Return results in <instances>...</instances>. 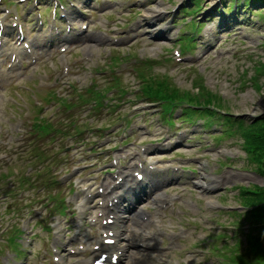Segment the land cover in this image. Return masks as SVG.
<instances>
[{
	"label": "rangeland",
	"instance_id": "1",
	"mask_svg": "<svg viewBox=\"0 0 264 264\" xmlns=\"http://www.w3.org/2000/svg\"><path fill=\"white\" fill-rule=\"evenodd\" d=\"M126 1V0H125ZM124 0H109L101 9L102 19L103 15L106 14L107 19H117L122 16L119 14L124 11L125 5ZM203 6L214 3V0H204ZM126 3V2H125ZM188 0H138L137 10L134 15L128 16V26H133L140 32L134 34L126 33L124 30L121 34H117L119 44L124 45L123 42H130V46L125 49L126 52H131L138 58V69L143 73L153 75L158 78L159 81L164 80L169 84H172L181 91H188L191 93L201 91V95L198 96V101L201 103L206 98L216 96L217 107L219 110L225 111L229 114H242L250 117H256L264 113V73L261 75L260 71H264V68L259 66V63L264 64V24L260 22V18L263 17V11L260 8H255L252 11V15L246 13L242 9H238L236 13L228 11L227 14L220 16L221 9L220 5L213 6L208 9L207 13H204L202 18L204 24L202 32L205 33L208 44L202 48H196L192 51L193 63H185L182 61L177 65H174L170 61L168 50L170 49L169 39L171 37H180L187 33V23L191 19L196 20L199 16L197 15H177V11L171 13V10L175 6H187ZM99 7V5L96 3ZM159 6V8L157 7ZM249 8V7H248ZM247 8V9H248ZM204 9V8H203ZM159 10L163 15L156 17L154 21L148 22L147 12H153ZM180 10V9H179ZM116 11L118 14L116 15ZM205 11V9L203 10ZM95 12V10H94ZM129 14L128 12H124ZM158 13V12H157ZM160 14V15H161ZM201 16V15H200ZM205 16H208L207 18ZM262 16V17H260ZM99 17L96 23L92 26V30H96V26H100L103 20ZM175 19V20H174ZM120 23H124L121 20ZM186 25V26H185ZM230 25V26H229ZM108 27V25L106 24ZM229 26V28H228ZM185 27V28H184ZM166 28V29H163ZM156 29V30H155ZM128 30V29H127ZM148 30L152 33L146 34ZM162 30V31H161ZM164 33V34H163ZM155 34H161V38H154ZM119 36H122L121 39ZM132 38V39H129ZM95 42H101L104 39L99 34L95 33ZM96 51L95 44H92L88 49L80 51L89 53ZM122 49L121 51H123ZM107 50H97L95 58L97 62H103L107 57ZM117 53V52H115ZM43 62V61H40ZM49 65V64H48ZM192 65V67H190ZM43 64L38 66L33 74H28L23 83H27L28 86H22L28 91V93L17 94L16 99L19 95L23 99L31 98V104L28 105L26 111L18 113L20 117L22 114L35 113L36 116H40L42 111L46 109V105L41 106L39 103V91L44 90V86L40 85L36 80V74L40 73ZM147 66V67H146ZM46 68H48L46 66ZM47 70V69H46ZM260 70V71H259ZM260 73V75H258ZM124 80L128 81L127 90L128 92L133 89L135 80L131 76H123ZM197 83V85H195ZM201 83V86L198 84ZM202 87V88H201ZM21 91V90H20ZM129 94V93H128ZM12 92L9 91V95L2 97L1 99V111H0V154L6 153V160H0V174L9 173L8 178L3 180L0 176V196H4L9 192L16 190L14 185H18L25 189L19 197H8L6 200L0 199V209L2 213L4 210H10L9 214L5 216V220L8 221L10 217H18L19 213L16 209L24 208L28 202H35V208L42 206L39 200L47 196L48 191L45 189H37L34 181L32 185L22 184L19 182L20 175L23 171L31 173V178L34 180L36 172L34 169L29 168L30 163H36L34 157H32L33 148L40 149V152L48 153V144H43L38 141L34 136L25 139V145L18 144L15 142L16 138V127L15 119L13 118L16 108L11 106L10 96ZM131 96L127 95V98ZM10 104V108H9ZM122 115L126 114V110L129 113L134 112L129 105H121ZM20 111H23L20 109ZM152 112V111H151ZM59 114V112H58ZM248 116L240 117L250 118ZM65 116H61L53 121L54 124L61 121ZM152 118V116H150ZM147 118L149 124H153V119ZM116 118V117H115ZM114 118V119H115ZM140 120V117L136 118ZM39 122V120H33ZM188 124V123H187ZM184 125L187 129L188 139L183 141H175L170 144L164 143L163 145L157 146L152 145L149 148L150 152L159 153L161 158H167L173 160L175 154L183 155L185 158L183 163L185 166H191L194 170L192 176L183 175L178 184H172L170 179L161 178L162 187L156 189L151 193L164 195L169 192L176 190L182 193V197L177 201V208L182 212L181 215L175 213L168 222L165 221L166 227L177 228L178 224H184L186 221L182 216L188 218L189 222L186 225L188 232L186 233V239L183 240L187 247L182 248L180 260L183 264H213L218 262V258L211 255L210 257H200L196 254L190 244L196 240H203L207 236H217L223 233V229L234 228L232 222L239 220L241 215L235 214V211L242 212L240 207L241 199L239 195V189H231V187H237L241 185L247 189H253L255 185L264 186V176L260 172V167L251 164L247 160V154L245 153L242 145V139L240 133L235 135H228L224 133L225 127L220 129L217 125L211 128L199 129L191 127L190 125ZM31 126L32 130L43 133L42 126ZM150 128H154L150 125ZM30 129V126H29ZM155 129V128H154ZM77 132V131H76ZM222 134V137L218 135ZM147 140L151 138L144 137ZM178 143V145H175ZM180 143V144H179ZM59 144V143H58ZM58 146V145H57ZM39 147V148H38ZM169 151V152H168ZM35 152V151H34ZM172 153V154H171ZM174 153V154H173ZM192 156H199L201 159L198 161L188 159ZM182 161H179L181 163ZM257 168V169H256ZM14 170L13 174L11 173ZM259 172H258V171ZM22 172V173H20ZM223 180L222 189L211 188V190L201 188L200 184H214L219 179ZM13 182L14 185L9 186V183ZM159 183V181L157 180ZM214 182V183H213ZM20 184L22 186H20ZM172 184V185H171ZM198 186V187H197ZM174 188V189H173ZM224 188V189H223ZM161 199V197H160ZM2 200V201H1ZM162 201V200H160ZM152 203L150 197L146 200L142 206L147 207ZM30 205L24 208L23 214H29L31 210ZM45 208H43V214ZM40 217V218H39ZM43 216H29L30 223L33 224L35 221L42 220ZM67 221V219H65ZM168 222V223H167ZM215 222L221 224L224 228L215 227ZM244 223V221H242ZM191 223H195L198 228L192 230L190 227ZM40 225H37V229L34 234L41 236ZM246 232L247 224L241 227ZM229 231V230H227ZM236 233H228L225 235L236 236ZM38 236H35L37 238ZM194 239V241H193ZM227 239L224 237V242H218L219 246H225L229 249L224 258H229L234 250H236L234 241L235 238ZM247 238L242 237L243 245L239 247V250L245 251V243ZM38 246L39 240H35ZM187 243V244H186ZM234 245V246H233ZM180 249V248H178ZM176 249L174 252H164L158 250L146 254L140 250L129 249L125 255L126 264H141L145 262V256L149 259L147 264H173L174 258L177 257V253L180 251ZM251 259V258H250ZM248 259V260H250ZM221 260L220 262H222Z\"/></svg>",
	"mask_w": 264,
	"mask_h": 264
},
{
	"label": "trees",
	"instance_id": "2",
	"mask_svg": "<svg viewBox=\"0 0 264 264\" xmlns=\"http://www.w3.org/2000/svg\"><path fill=\"white\" fill-rule=\"evenodd\" d=\"M256 1H258L260 4H264V0H256ZM245 2L247 3L248 0H245ZM262 68H264V64H262ZM262 73H264V71H262ZM148 92L157 99H167L171 101H176L178 98L181 97V94L176 89L167 86L162 81L153 82L152 87L149 86ZM187 97L189 102L197 101V99L194 98L192 95H188ZM210 100L211 101L214 100L217 103L216 97L206 98L205 103L208 104ZM238 132L240 133L241 138L243 139L246 150L252 155V159L257 162L262 160L263 169H264V116L258 119L257 121L253 122L252 124L241 121L238 125ZM239 195L242 206H246L250 204H259L260 202L264 201V187L257 188L255 193H248L246 191H241L239 192ZM258 211L260 216L264 217V207L260 208ZM247 219L249 221L254 222L253 228H259L258 226H256L257 224H259L258 221L259 217H256V215H252V213H249ZM256 245H254L256 247L249 245L248 253L250 254L251 259L249 261L239 259L240 262L246 264H262L264 262V256H262L260 252L262 251V245L260 244V241H258Z\"/></svg>",
	"mask_w": 264,
	"mask_h": 264
},
{
	"label": "bare ground",
	"instance_id": "3",
	"mask_svg": "<svg viewBox=\"0 0 264 264\" xmlns=\"http://www.w3.org/2000/svg\"><path fill=\"white\" fill-rule=\"evenodd\" d=\"M159 8V6H157ZM157 12H160L159 10L153 11V12H147V18H149L151 15L156 14ZM201 187L210 188L208 184H200ZM157 198V197H156Z\"/></svg>",
	"mask_w": 264,
	"mask_h": 264
}]
</instances>
